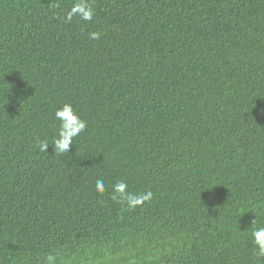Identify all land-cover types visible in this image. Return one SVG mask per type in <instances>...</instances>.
<instances>
[{
  "label": "trees",
  "instance_id": "1",
  "mask_svg": "<svg viewBox=\"0 0 264 264\" xmlns=\"http://www.w3.org/2000/svg\"><path fill=\"white\" fill-rule=\"evenodd\" d=\"M74 2L0 0V264H264V0Z\"/></svg>",
  "mask_w": 264,
  "mask_h": 264
},
{
  "label": "clouds",
  "instance_id": "2",
  "mask_svg": "<svg viewBox=\"0 0 264 264\" xmlns=\"http://www.w3.org/2000/svg\"><path fill=\"white\" fill-rule=\"evenodd\" d=\"M95 14L94 8L88 3V0H75L66 14V21H71L73 16H78L82 21H92ZM90 38L97 40L100 38L99 32H91ZM54 120L58 122L51 146L57 154L63 155L70 145H73L75 138L85 131L87 128V121L82 119L78 110L73 107L71 103H65L57 108L54 112ZM50 146L47 140L38 141L39 150L47 152ZM127 183L125 181H118L113 186V199H117L119 194L120 198L126 199L129 206H136L144 203L152 198V193L148 192L142 196H135L126 191ZM96 191L104 193L106 191L103 180L96 181ZM252 236L254 243L258 247L257 255L264 256V226L257 227L253 230ZM57 256L51 253L47 254L44 258V264H56Z\"/></svg>",
  "mask_w": 264,
  "mask_h": 264
}]
</instances>
